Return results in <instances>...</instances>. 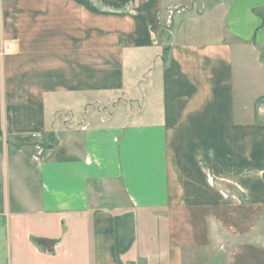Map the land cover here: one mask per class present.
<instances>
[{
  "label": "crops",
  "instance_id": "obj_1",
  "mask_svg": "<svg viewBox=\"0 0 264 264\" xmlns=\"http://www.w3.org/2000/svg\"><path fill=\"white\" fill-rule=\"evenodd\" d=\"M0 39V264H264V0H0Z\"/></svg>",
  "mask_w": 264,
  "mask_h": 264
},
{
  "label": "rangeland",
  "instance_id": "obj_2",
  "mask_svg": "<svg viewBox=\"0 0 264 264\" xmlns=\"http://www.w3.org/2000/svg\"><path fill=\"white\" fill-rule=\"evenodd\" d=\"M190 3H188V2H183L182 1V3H181V5L182 6H179V5H172L170 8H169V10H168V12H167V20H166V24L164 25V27H160V29H159V31H158V38H159V40H160V42L161 41H166L168 38L170 39L171 38V32H172V29L174 28V27H172V24H168V23H170L171 22V17H173V16H178V15H182L183 13H185L187 10H189V9H187V8H189L191 5H189ZM191 4H192V2H191ZM183 6H185V7H183ZM193 6V5H192ZM191 6V7H192ZM191 7H190V9H191ZM199 8V7H198ZM168 21V22H167ZM186 28V27H185ZM188 28H191V27H188ZM189 34H191V32L189 33ZM188 34V35H189ZM204 33H202V38L201 39H209V38H207V37H203L204 35H203ZM191 36V35H190ZM187 37H189V36H187ZM190 38V37H189ZM2 40V39H1ZM168 47V46H167ZM165 48H166V44H165V46H164V50H163V54H162V57H167L168 56V54H169V52H170V48H169V51H168V53H165L164 51H165ZM0 58H3V57H0ZM111 100V98L110 99H108V101L106 100L105 101V103H104V105H102V106H105V110H104V112H102L101 110V108L102 107H99V108H97V109H95V110H90V112H91V117H92V121H91V124H94V123H96L97 121H98V119H99V117H100V115H102V117L103 118H105L106 120L107 119H111L112 117H111V114H112V101H110ZM115 101V100H114ZM251 102H253V100H251ZM250 102V107L252 106V109H256V107H257V105L255 104V102L254 103H251ZM16 186V184L13 182V180L11 179V175L9 176V192H10V197H11V195H12V190H13V188ZM10 200H11V198H10ZM11 212V211H10Z\"/></svg>",
  "mask_w": 264,
  "mask_h": 264
},
{
  "label": "built area",
  "instance_id": "obj_3",
  "mask_svg": "<svg viewBox=\"0 0 264 264\" xmlns=\"http://www.w3.org/2000/svg\"><path fill=\"white\" fill-rule=\"evenodd\" d=\"M14 54L13 44L0 39V57H8Z\"/></svg>",
  "mask_w": 264,
  "mask_h": 264
},
{
  "label": "trees",
  "instance_id": "obj_4",
  "mask_svg": "<svg viewBox=\"0 0 264 264\" xmlns=\"http://www.w3.org/2000/svg\"><path fill=\"white\" fill-rule=\"evenodd\" d=\"M168 51H169V47H166L164 52H165V53H168ZM165 58H166V57H163V59H165Z\"/></svg>",
  "mask_w": 264,
  "mask_h": 264
}]
</instances>
